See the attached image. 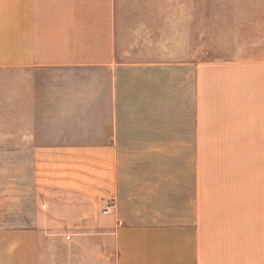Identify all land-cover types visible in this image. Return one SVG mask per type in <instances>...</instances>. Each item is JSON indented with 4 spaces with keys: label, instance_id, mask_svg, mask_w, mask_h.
Returning a JSON list of instances; mask_svg holds the SVG:
<instances>
[{
    "label": "crops",
    "instance_id": "obj_1",
    "mask_svg": "<svg viewBox=\"0 0 264 264\" xmlns=\"http://www.w3.org/2000/svg\"><path fill=\"white\" fill-rule=\"evenodd\" d=\"M135 1L0 0V264H264V14L255 122L201 126L199 15Z\"/></svg>",
    "mask_w": 264,
    "mask_h": 264
},
{
    "label": "rangeland",
    "instance_id": "obj_2",
    "mask_svg": "<svg viewBox=\"0 0 264 264\" xmlns=\"http://www.w3.org/2000/svg\"><path fill=\"white\" fill-rule=\"evenodd\" d=\"M130 1L122 0L124 7L121 14H129ZM144 2V7H141L137 0L134 2V14L199 15V31L196 36L194 27L193 43L184 36V43L169 49L168 53L170 58L176 60L193 56L200 61L201 126L254 123L256 58L254 22L255 14H264V0ZM173 36L169 35L171 39Z\"/></svg>",
    "mask_w": 264,
    "mask_h": 264
},
{
    "label": "built area",
    "instance_id": "obj_3",
    "mask_svg": "<svg viewBox=\"0 0 264 264\" xmlns=\"http://www.w3.org/2000/svg\"><path fill=\"white\" fill-rule=\"evenodd\" d=\"M103 212H107V208H104V209H103Z\"/></svg>",
    "mask_w": 264,
    "mask_h": 264
}]
</instances>
